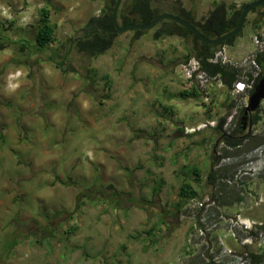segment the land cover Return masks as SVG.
Segmentation results:
<instances>
[{"label": "rangeland", "instance_id": "1", "mask_svg": "<svg viewBox=\"0 0 264 264\" xmlns=\"http://www.w3.org/2000/svg\"><path fill=\"white\" fill-rule=\"evenodd\" d=\"M151 2L163 13L180 4L201 21L215 3L253 1ZM102 6L0 0V264H264V101L259 122L242 133L251 137L229 147L224 135L235 137L249 95L219 78L187 83L179 65L195 60L190 37L155 40L154 27L138 39L115 34L90 62L75 52L80 29ZM41 8L54 26L46 50L34 43ZM262 11H250L233 44L215 50L237 81L257 71L264 14L257 28L253 21ZM70 48L65 67L76 73H63L48 58ZM191 85L198 97L183 98ZM183 182L194 198L179 196Z\"/></svg>", "mask_w": 264, "mask_h": 264}, {"label": "trees", "instance_id": "2", "mask_svg": "<svg viewBox=\"0 0 264 264\" xmlns=\"http://www.w3.org/2000/svg\"><path fill=\"white\" fill-rule=\"evenodd\" d=\"M115 1L116 0H103V6L99 14L97 16H91L87 19L83 27L80 29L82 34L77 37L72 46L77 54L84 55L87 62H90L91 59L103 55L113 44L115 34L112 33V30L114 28L112 24L111 14ZM245 5L247 4H242L238 9H234L227 8L223 3H215L213 9L201 21H194L190 15V12L186 11L180 4L171 6L170 11L167 13L173 14L189 22L206 38L215 39L234 29L238 22L241 10L245 7ZM261 9L263 11L259 14V19L253 21V26L255 28L258 27L260 18L264 14V4L256 9L251 10V12L257 13ZM160 13H163V11L154 7L151 0H122L117 11V21L120 26L129 24H148ZM37 23L38 24L34 27L35 49L46 50L53 42L54 33V26L49 21L48 9L41 8L38 11ZM132 32L133 39H138L145 33L144 31L139 30H134ZM169 36H179L183 38L190 37V54L198 62L201 70L205 71L210 77L219 78L221 82L225 84V86H228V88H231L232 84L237 81L236 70L228 69L224 66H221L219 63L210 62V60L214 58L215 50L220 46H231L233 44V41L235 40V37L225 41L224 43H220L217 45H208L200 42L196 37L191 35V33L187 29L172 21L163 20L155 26V40H158L161 37ZM5 48L6 45L1 39L0 51L4 50ZM72 48L67 49L63 55H59L57 57L59 59L58 61L53 60L52 57H49V62L54 63L55 67L63 73H67L69 71L76 73V69L74 67L71 66V69H68L69 66L65 67V65H67V54L72 50ZM189 58V56L185 57L182 63H187ZM253 63L257 71L253 78L250 77V80H252V87L248 91V95L253 92L258 81L264 77V55L262 53H256ZM86 67L87 63L86 66H83V68H85L84 70L86 74L92 71L91 69H87ZM84 78L85 81H88L89 79H91V76L87 74ZM103 78L105 79L104 86L106 87L108 86V80L106 76H104ZM180 95L183 98H196L199 94L197 87L191 85L188 90L181 92ZM233 106V103H229L230 108H232ZM243 109L244 107L241 109V111ZM259 120V112L258 110H256L249 119L250 125L253 126L257 124ZM223 122L224 119H220L216 129H220ZM242 133L241 123H237L235 126V137H232L229 134L224 135L226 144L229 147L242 146L244 142L251 137L250 133H247L246 135H242ZM0 137L2 136L0 135ZM192 173L196 174V169L193 168ZM210 176L211 175L209 174L208 177L210 178ZM160 187L161 183L157 184L153 191L157 194L160 190ZM79 194L80 195L77 197L78 199L81 196H84L82 195L81 191L79 192ZM179 196L185 199L195 197L194 189L188 182L182 183ZM110 199H114V197H111ZM82 203L83 202L81 201H77L76 206L80 207ZM65 216L66 215H56L53 219H65ZM10 242L11 243L6 245L4 248L5 253H8V251L13 246L17 245L18 240L12 239ZM248 254L251 259L255 256L252 253Z\"/></svg>", "mask_w": 264, "mask_h": 264}, {"label": "water", "instance_id": "3", "mask_svg": "<svg viewBox=\"0 0 264 264\" xmlns=\"http://www.w3.org/2000/svg\"><path fill=\"white\" fill-rule=\"evenodd\" d=\"M120 2H121V0L115 1L114 7L112 10V14H111L112 24H113V28H114L112 30V33H114V34H120V33H124L127 31H134V30L148 31V30H151L152 28H154L161 21L168 20V21H172V22L180 25L181 27L187 29L191 33V35L196 37L200 42H202L204 44H208V45H217L220 43H224L225 41H227L233 37H236L240 33V31L243 27V23L246 19L247 14L251 10L256 9V8H258L264 4V0H256V1H253L251 3H248L241 10L238 22H237L236 26L234 27V29H232L231 31H229L228 33H226L220 37H217L215 39H209V38H206L205 36H203L189 22H187L184 19L177 17L173 14L167 13V12L158 14L148 24H129V25H125V26H120L117 22V11H118ZM262 101H264V77L258 81L253 92L249 95V97L247 99V104L245 105V107L243 109L242 119H246V116L248 113L255 112L259 108Z\"/></svg>", "mask_w": 264, "mask_h": 264}, {"label": "built area", "instance_id": "4", "mask_svg": "<svg viewBox=\"0 0 264 264\" xmlns=\"http://www.w3.org/2000/svg\"><path fill=\"white\" fill-rule=\"evenodd\" d=\"M254 42L257 45L261 44V46H263V48H261L256 53H262L264 55V42L262 38L261 37L259 38L258 36H254ZM217 57L218 55H215V57L211 59L210 62L215 63L217 61ZM254 58H255V54L253 56V60ZM253 60H252V64L254 65ZM179 71L181 72L184 80L189 84L195 83L199 85H205L214 79L209 77L205 71L201 70L198 62L194 59L188 61L187 63L180 64ZM251 87H252V80L249 82L236 81L232 84L233 92H235V94L244 93L243 95H245V97H247L248 91L251 89ZM247 99L248 98H246V101Z\"/></svg>", "mask_w": 264, "mask_h": 264}, {"label": "flooded vegetation", "instance_id": "5", "mask_svg": "<svg viewBox=\"0 0 264 264\" xmlns=\"http://www.w3.org/2000/svg\"><path fill=\"white\" fill-rule=\"evenodd\" d=\"M254 112L252 113H248L247 116H246V119H242L243 117V110L241 111L238 119H237V123H241V131H245V130H249L251 125H250V122H249V119L251 117V115L253 114Z\"/></svg>", "mask_w": 264, "mask_h": 264}, {"label": "bare ground", "instance_id": "6", "mask_svg": "<svg viewBox=\"0 0 264 264\" xmlns=\"http://www.w3.org/2000/svg\"><path fill=\"white\" fill-rule=\"evenodd\" d=\"M248 15V14H247ZM247 17V16H246ZM245 22V21H244ZM244 24V23H243ZM241 32V31H240ZM234 38V37H233ZM216 63V62H215ZM209 76V75H208ZM210 77V76H209ZM211 78H214V77H211Z\"/></svg>", "mask_w": 264, "mask_h": 264}]
</instances>
